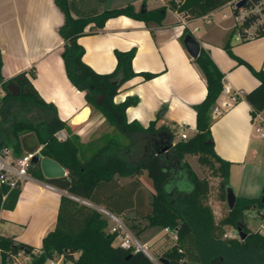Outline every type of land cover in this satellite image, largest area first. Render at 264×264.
<instances>
[{
  "label": "trees",
  "instance_id": "trees-1",
  "mask_svg": "<svg viewBox=\"0 0 264 264\" xmlns=\"http://www.w3.org/2000/svg\"><path fill=\"white\" fill-rule=\"evenodd\" d=\"M232 1L168 0L167 5L145 12L137 11L128 4L105 9L91 16L73 17L68 0H54L63 15L58 32L63 40L61 55L69 80L85 92V100L89 105L101 112L121 134L129 137L127 145L110 136L93 150L89 144H82L79 137L71 132L67 122L59 117L55 104L41 97L26 72H19L10 78L3 76L0 50V86L5 92L0 103V153L12 148L17 157L22 156V136L34 133L41 145V155L55 159L67 170V174L62 177L46 178L40 165L31 163L29 173L33 177L67 193L61 195L56 226L43 237L41 252L33 253V246L0 235V264H9L20 250L31 256L27 264H47L59 258L64 263L72 264H157L142 250L115 245L118 232L108 229V218L91 203L103 205L117 216L133 208L137 217L148 221L146 226L175 230L177 240L162 253L168 264H235L237 254L240 259H247L243 261L246 263L239 264H247L248 261L258 264L264 260V235L251 231L245 223L246 212L253 209L259 212L264 221V187L259 197L237 196L234 207H228L216 222L212 207L208 204L211 188L209 180L201 178L184 160L187 154L196 155L201 165L211 168L220 178L219 199L226 202L231 162L215 151L211 131L217 100L224 90L225 74L209 52L202 48L198 57L193 58L207 85L205 98L194 106L197 131L189 139H181L173 144L170 131L160 135V130L153 123L145 128L136 121H128L126 110L137 104V98L114 101L125 81L137 74L146 80L156 76L155 73H137L134 70L136 48L116 50V68L109 73H98L83 60L85 49L79 42L90 24L102 28L111 17L127 15L147 25H161L168 8L191 19L205 16ZM233 11L237 13L238 9L234 8ZM187 34L192 33L185 28L182 39ZM224 48L239 64L246 65L260 81L257 87L242 97L251 105L254 116L264 110V70L255 69L244 59L235 56L229 44H225ZM10 83L19 87V94L14 95L10 91ZM32 111H36V114L28 117ZM62 129H67L70 135L60 140L56 134ZM141 140L144 141V150L135 159L133 157L137 154L138 142ZM167 145H170V149L164 151ZM170 151L174 156L170 155ZM145 171L154 188L149 198L139 179ZM119 177L132 179L120 183ZM20 192L21 183L13 188L0 185V212L2 209H13ZM225 226L240 230L245 237L242 240L223 238Z\"/></svg>",
  "mask_w": 264,
  "mask_h": 264
},
{
  "label": "crops",
  "instance_id": "crops-1",
  "mask_svg": "<svg viewBox=\"0 0 264 264\" xmlns=\"http://www.w3.org/2000/svg\"><path fill=\"white\" fill-rule=\"evenodd\" d=\"M167 1L68 0L73 17L91 16L105 9L128 4L133 5L137 11H141L143 6L146 10H151L167 5ZM216 10L202 17L188 19L178 11L168 8L161 25L152 23L147 25L144 21L127 15L109 18L102 28L90 24L87 33L79 38L85 49L83 60L96 72L109 73L117 65L116 50L136 48L133 58L134 70L137 73H155L156 76L146 80L137 74L125 81L114 101L122 102L127 97L137 98V104L129 106L126 110L128 121H136L145 128L153 123L154 127L160 130V135L168 134L170 131L172 143L175 144L173 130L181 131V125H184V131H191L192 136L196 133L197 112L194 106L207 94L206 80L185 47V37L182 39L184 29L188 28L201 43V49L209 52L225 74L224 90L217 100V108L221 111L218 114L214 112L215 120L211 126L215 151L231 162L229 182L236 197H259L264 187V137H260L254 128L249 102L245 98L232 101L231 95L236 91L249 92L257 87L260 81L246 65L239 64L230 56L224 46L229 44L235 56L244 59L255 69L264 70V35L247 41L236 40L237 26L233 27L231 24L222 28L211 19ZM197 20H202V24L192 29L189 23ZM62 23L63 15L54 0H0L3 76L10 78L19 72H26L41 97L55 104L59 117L67 122L71 132L79 137L82 144H89L91 150L102 145L108 136L113 139H119L120 136L119 140L127 145L129 137L121 134L101 112L89 105L85 100V92L79 90L69 80L61 55L63 40L58 32ZM196 30L199 33H196ZM3 91L0 86L1 98L5 93ZM228 101L231 104L225 106ZM259 115L264 119V110L259 112ZM56 135L63 140L70 132L62 129ZM29 138L28 142L23 136L21 138L23 155L35 149L36 152L41 147L38 142L36 148L27 149L25 143L34 142L33 137ZM7 154L10 158H18L12 148L7 150ZM190 156L192 154H187L184 160L197 173L189 161ZM233 174H236L238 179L236 182L232 180ZM146 176L148 175L145 171L139 179L149 198L154 188L153 184L152 187L146 186ZM131 179L119 177L120 183H127ZM65 193L67 191L29 173V177L21 182V192L15 207L2 209L0 212V230L4 220L7 227L0 235L33 246L34 253L40 252L43 237L56 226L60 198ZM226 204L228 206L227 199ZM90 205L107 209L103 205L93 203ZM257 213L264 223L263 217ZM125 215L139 218L133 208L126 209L120 217L123 218ZM142 220L140 218V221ZM147 223L142 226L145 227ZM245 223L251 231L263 235L260 232L262 223L257 229H253L248 225L246 215ZM17 226H23L24 229L15 233L14 228ZM234 230L238 229L230 227L225 234H230ZM164 231L166 234L165 228ZM129 232L133 235V231ZM168 237L172 239L169 235ZM224 238L238 239L225 235ZM116 239L115 245L119 244ZM238 240H242L241 233ZM168 248L159 252V256L162 257V253ZM151 256L149 257L155 261ZM20 259L23 264H27L31 261V256L23 255ZM245 260L240 259V255L237 254L234 261L235 264H239L246 263L243 262ZM54 261L63 264L62 258ZM249 263L254 264L253 261H248L247 264ZM259 263L264 264V260H260ZM47 264H50V261Z\"/></svg>",
  "mask_w": 264,
  "mask_h": 264
},
{
  "label": "built area",
  "instance_id": "built-area-1",
  "mask_svg": "<svg viewBox=\"0 0 264 264\" xmlns=\"http://www.w3.org/2000/svg\"><path fill=\"white\" fill-rule=\"evenodd\" d=\"M177 2L180 0H176ZM241 0H233L230 4L233 8H237L238 12L234 13V16L237 20V35L236 40L247 41L259 37L264 33V0H245L243 5L237 6L238 2ZM249 23L246 24V22ZM244 93L242 92H233L231 95L232 101H237L240 97L242 98ZM231 102H226L225 106L230 105ZM221 110L219 108L215 109V113L218 114ZM254 128L260 137H264V119L260 117L259 113L253 116ZM181 128V139H188L186 131H184V125L180 126ZM36 152H39L36 151ZM36 152L26 153L18 158H10L7 154V150L4 153H0V185H8L10 188L17 186L18 183H21L23 180L29 177V167L32 163V156ZM50 186L49 184H47ZM74 197V196H73ZM77 200H80L77 197H74ZM88 203L86 201H83ZM101 212L107 214L115 221V225L111 228L112 231H117L118 236L121 238L119 245L124 248H132L135 251L142 250L147 253L149 256L150 253L146 249L145 245L140 243L137 238L132 235L126 225L123 223L120 216L113 214L105 208H99ZM168 235L176 241L178 236L177 232L170 228H165ZM260 232L264 235V223L261 224ZM227 237H234L240 239V232L238 230L232 231L230 234H225ZM35 249H33V253ZM41 252V251H40ZM38 252V253H40ZM30 256L26 254L23 250H20L16 255L12 257V260L9 264H23L20 257L21 256ZM152 257V256H151ZM158 264H161L157 260ZM50 264H57L56 261H50Z\"/></svg>",
  "mask_w": 264,
  "mask_h": 264
},
{
  "label": "rangeland",
  "instance_id": "rangeland-1",
  "mask_svg": "<svg viewBox=\"0 0 264 264\" xmlns=\"http://www.w3.org/2000/svg\"><path fill=\"white\" fill-rule=\"evenodd\" d=\"M233 9H234L233 6L229 2L225 5H223L222 7L218 8L215 12H213L211 19H213L216 23H218V25L222 28H224L228 25H231V24L233 25V27H235V26H237V23H236L237 20L234 16ZM224 14H226L227 17H224L225 16ZM234 23H236V24L234 25ZM199 24H202V20L192 21L189 23V25L192 29L194 27L198 26ZM196 33H199V31L196 30ZM0 103H1V92H0ZM35 114H36V111H32V112L28 113V117H31L32 115L34 116ZM180 134H181V131L179 129L173 130V140L175 142L181 140ZM186 134L190 138L193 133L191 131H186ZM29 137H33L34 142L32 143L31 141H29V143H27V144L25 143V146L27 147V149L36 148L38 145V141H37L34 133H26L23 135V138L26 142H28V140H30ZM119 139H121L120 136H119ZM143 142H144L143 140L138 142V146H139L138 151H137V154L133 158L136 159V158L140 157V155L142 154V148H143L142 143ZM169 149L165 150V151H169ZM170 155L174 156V153L170 151ZM189 161L192 163V165L196 169L197 174L201 178H207L210 182L211 188H210V193L208 196V204L212 207L215 221L218 222L220 220V218L223 216V214L228 209L226 202H222L218 196L220 178L213 173L211 168H209L208 166H205V165H201L199 163L197 157H194L192 155V156H190ZM234 177H236V174H233V179H232L233 182H236V180H238V179H237V177H236V179ZM145 184H146V186L152 187V180L148 176H146V178H145ZM257 212L258 211L256 209H253L251 211L246 212L247 223L253 229H257L259 227V225L262 223V219L257 215L258 214ZM104 215L109 220L108 229L110 230L115 225V221L111 217H109L107 214H104ZM121 219H122L123 223L126 225V227L129 230L133 231V235L137 238V240L140 243L145 244L146 249L148 250V252H150V254L153 256L155 261H157L158 258L160 257L159 252H162L165 248H168L173 244V240L170 239L166 234H164V232H165L164 228L161 226H145V227H143L147 223L146 219L145 220L143 219L142 221H140V218H133V217H130L127 215H125L123 218L121 217ZM3 223L1 224L0 232L1 231L5 232L4 230H5V228H7L6 224H5V220L3 221ZM141 226H142V229H141ZM14 229H15L14 230L15 233H19L24 228H23V226H17ZM138 229H141V230L138 231ZM229 229H230V227H227V226L224 227V232L222 233L223 238H224L225 233L228 232ZM120 241H121V238L117 237L116 242H120ZM63 264H72V263L71 262H65V263L63 262Z\"/></svg>",
  "mask_w": 264,
  "mask_h": 264
},
{
  "label": "water",
  "instance_id": "water-1",
  "mask_svg": "<svg viewBox=\"0 0 264 264\" xmlns=\"http://www.w3.org/2000/svg\"><path fill=\"white\" fill-rule=\"evenodd\" d=\"M244 2L245 0L239 1L237 6L243 5ZM141 11L142 12L146 11L144 6L142 7ZM184 44L189 54L193 58H197L201 51V43L192 34H187L184 38ZM8 88L14 95L19 94V87L14 85L13 83H10L8 85ZM169 148L170 145H167L164 147L163 150L165 151L168 150ZM32 162L38 163L40 165L43 175L46 178H59L66 175V169L58 161L47 156H42L40 152H36L33 154ZM226 197H227L228 206L230 208H233L237 197L231 186H228L227 188ZM262 203H264V194L262 195ZM241 237L244 238L245 235L241 233ZM158 261L161 264H168V260L165 257H160Z\"/></svg>",
  "mask_w": 264,
  "mask_h": 264
}]
</instances>
